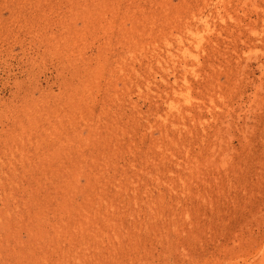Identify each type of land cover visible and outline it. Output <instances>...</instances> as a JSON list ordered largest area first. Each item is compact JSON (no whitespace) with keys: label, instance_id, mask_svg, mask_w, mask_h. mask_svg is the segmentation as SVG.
Returning a JSON list of instances; mask_svg holds the SVG:
<instances>
[{"label":"rangeland","instance_id":"1","mask_svg":"<svg viewBox=\"0 0 264 264\" xmlns=\"http://www.w3.org/2000/svg\"><path fill=\"white\" fill-rule=\"evenodd\" d=\"M0 264H264V0H0Z\"/></svg>","mask_w":264,"mask_h":264}]
</instances>
